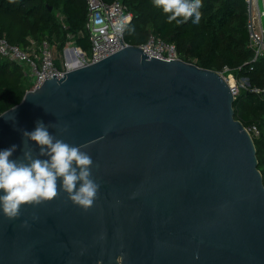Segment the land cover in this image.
<instances>
[{
	"label": "water",
	"instance_id": "obj_1",
	"mask_svg": "<svg viewBox=\"0 0 264 264\" xmlns=\"http://www.w3.org/2000/svg\"><path fill=\"white\" fill-rule=\"evenodd\" d=\"M53 74L0 114V148L22 156L43 120L92 157L99 189L87 208L58 190L0 212V264H264L257 148L218 71L130 44Z\"/></svg>",
	"mask_w": 264,
	"mask_h": 264
},
{
	"label": "trees",
	"instance_id": "obj_2",
	"mask_svg": "<svg viewBox=\"0 0 264 264\" xmlns=\"http://www.w3.org/2000/svg\"><path fill=\"white\" fill-rule=\"evenodd\" d=\"M121 1L132 13L125 33L130 44L140 45L150 34H157L174 43L183 60L218 72L227 68L237 80L247 78L251 87L264 88V56L254 60L245 0H201L202 15L196 24L190 18L169 20V13L156 7L154 0ZM86 22V0H0V35L21 47L31 39L49 38L60 51L72 42L89 52ZM25 72L23 66L0 55V114L22 101L28 89ZM234 109L246 128L255 126L259 131L252 136L264 178V95L241 88Z\"/></svg>",
	"mask_w": 264,
	"mask_h": 264
},
{
	"label": "clouds",
	"instance_id": "obj_3",
	"mask_svg": "<svg viewBox=\"0 0 264 264\" xmlns=\"http://www.w3.org/2000/svg\"><path fill=\"white\" fill-rule=\"evenodd\" d=\"M154 5L168 12L169 20L180 17L200 22L201 0H154ZM123 27L121 21L116 30ZM50 127L37 120L33 130H22V156L14 155L16 144L0 148V212L9 218L18 217L22 206L51 200L58 190L85 208L94 202L99 184L92 176V157L83 146L58 138Z\"/></svg>",
	"mask_w": 264,
	"mask_h": 264
},
{
	"label": "built area",
	"instance_id": "obj_4",
	"mask_svg": "<svg viewBox=\"0 0 264 264\" xmlns=\"http://www.w3.org/2000/svg\"><path fill=\"white\" fill-rule=\"evenodd\" d=\"M247 3L248 13V32L250 46L254 52V60L264 56V9L261 7V0H245ZM87 3V22L85 33L91 41V49L85 52L72 42L64 47L63 59L60 64L57 62V53L55 46L45 38L42 41L31 39L26 47L11 43L8 38L0 35V55L20 64L25 68L26 78L30 81L27 89L36 90L40 88L46 79L56 77L61 78L65 73L76 65H86L98 62L121 50L129 42L125 39V33L128 25L132 20V13L129 7L121 0H86ZM121 21L124 22L122 30L117 31L116 26ZM80 31L79 34H85ZM144 49V52L151 57L163 60L182 59L177 46L165 40L157 34H150L148 39L138 45ZM226 80V74L229 69L219 72ZM240 86L230 83L234 90V96L240 91V88H247L250 91L263 94L264 88L251 87L247 78ZM228 81V80H227ZM251 134L258 135L257 127L253 126L248 129Z\"/></svg>",
	"mask_w": 264,
	"mask_h": 264
},
{
	"label": "rangeland",
	"instance_id": "obj_5",
	"mask_svg": "<svg viewBox=\"0 0 264 264\" xmlns=\"http://www.w3.org/2000/svg\"><path fill=\"white\" fill-rule=\"evenodd\" d=\"M261 2V7L264 9V0H261L260 1ZM263 24H264V16H263ZM52 42V44L55 46V50H56V53H57V62L60 64V62H61V60L63 59V57H62V55H63V50H64V48L60 51V49H59V44L58 43H55L54 41H51ZM65 46H68V44H66ZM226 78H227V80H228V82L229 83H235L237 86H240L241 84H243L245 81H247V80H244V78H242V79H240V80H237L235 77H234V75H233V77L231 78V76H229L228 74H226ZM233 80V81H232ZM27 87H29V85H30V81L28 80L27 81ZM245 84V83H244ZM241 88H243V87H241ZM240 88V89H241Z\"/></svg>",
	"mask_w": 264,
	"mask_h": 264
},
{
	"label": "bare ground",
	"instance_id": "obj_6",
	"mask_svg": "<svg viewBox=\"0 0 264 264\" xmlns=\"http://www.w3.org/2000/svg\"><path fill=\"white\" fill-rule=\"evenodd\" d=\"M233 81V80H232Z\"/></svg>",
	"mask_w": 264,
	"mask_h": 264
}]
</instances>
